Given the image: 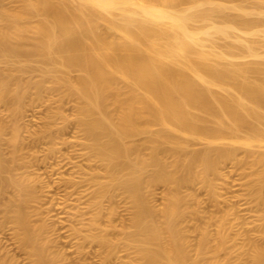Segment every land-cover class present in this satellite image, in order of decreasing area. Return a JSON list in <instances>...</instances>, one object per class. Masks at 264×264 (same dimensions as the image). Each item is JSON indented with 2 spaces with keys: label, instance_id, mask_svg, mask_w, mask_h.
I'll list each match as a JSON object with an SVG mask.
<instances>
[{
  "label": "bare ground",
  "instance_id": "bare-ground-1",
  "mask_svg": "<svg viewBox=\"0 0 264 264\" xmlns=\"http://www.w3.org/2000/svg\"><path fill=\"white\" fill-rule=\"evenodd\" d=\"M260 25L264 0H0V215L35 264L66 259L28 208L41 201L38 183L53 190L25 149L37 101L50 108L29 132L34 145L50 144L43 162L57 159V208L80 259L90 243L100 264L119 252L127 264H264Z\"/></svg>",
  "mask_w": 264,
  "mask_h": 264
},
{
  "label": "rangeland",
  "instance_id": "rangeland-1",
  "mask_svg": "<svg viewBox=\"0 0 264 264\" xmlns=\"http://www.w3.org/2000/svg\"><path fill=\"white\" fill-rule=\"evenodd\" d=\"M257 28H259V30H263L264 25H260ZM260 35L263 36L264 32H260ZM257 39H263V38H257ZM225 41H226L225 39L220 38L221 43H225ZM243 59L248 60V61H257L258 60V58L254 57V56H247V57H244ZM64 99L65 100L63 101V104L64 103L65 104H64V106L62 105V108L69 117H73L72 114H73V112H75L74 111L75 107L73 104L74 101L70 102V101H72L71 98H64ZM57 105L54 104L53 106H57ZM32 106H36L37 109L35 107H33V109H31L30 111L27 112L28 115L24 117V118H28L29 121L31 119L32 122L31 121L26 122V123H29L28 127L24 126L22 128L23 137L25 138V147H26L25 149L30 151L34 148V150H36V153L39 154L41 156V158H39L40 156L37 155L38 159L35 158V159H37V160L34 159L35 162H33V160H32V163H31L32 165H31L30 170L31 171L33 170L34 174L37 173L38 175H40V177L49 181L47 184H49L50 188L53 189L50 192H47L48 189L46 191V188L44 186H42L41 183H40L39 187H38L39 183L36 185V187H37L36 190L38 192L37 194L38 195L40 194L41 201L36 202V203L35 202L31 203L28 207L30 210L33 211V220L36 223H41L42 221H44L46 223L47 229H46L45 234L49 235V237L52 239V241L50 242L51 249L54 251H57V252H63L65 254L66 259L65 260L58 259L56 261V264H95V263L100 264L99 263L100 262V256L98 253L99 252V249H98L99 246L97 244H90V243L87 244L88 245L86 247V249H87L86 253L87 254L85 255V259H80V256L76 251V238H74V237L72 238V236L70 235V231H69L70 230L69 227H70V223H71L70 216L68 215L67 212H65V211L62 212L63 210L61 211L60 208L59 209L57 208V207H59V204H60L62 197H63V195H61V193L63 192V189H62L63 187H61V189L59 188L60 189L59 190L58 185H56V186H54V185L57 184L55 182H62V180L60 179L61 175H59L57 173H53L51 171V167H50V163H49V162H52V163H54V165H56L55 163H57V161H56L57 159L51 158L48 160L49 161L48 163L43 162L42 157H44L45 150L43 151L42 149L47 148L48 145H50V144H46L44 142V143H37V145H34L35 143H33L32 134L30 133L33 131V129L39 128V126L43 122L44 116L46 115L45 113L47 112V110L50 107H47V105H44V104H42V102H38V101L35 103H32L31 107ZM28 119H24V120L28 121ZM70 123H69L68 127L66 128V131H64V136H66L69 139H71L73 136L78 134L77 133L78 128L76 127L75 122H73L71 124ZM29 130H30V132H29ZM58 146L62 147L63 150H67V147H68L67 145H64V144H58ZM226 170L230 171V166H228L226 168ZM236 173L231 174L230 180H232L233 177L238 176ZM63 174H64V177H68L70 175V169L68 170V169L64 168ZM44 179H43V182H47V181H44ZM51 185H52V187H51ZM54 187H56L57 189H55ZM43 188H45V190ZM190 190L194 191V193L196 192V194H198L199 198H201L203 200L206 212L210 213V212L216 211L215 210L216 205H214V203L209 200L206 191L202 190L201 188L199 189L197 185L191 186ZM156 191L158 192L157 195L159 194V197L158 196L156 197V198H158V200L156 199L157 200L156 204H158L160 201H162L161 192L163 191V186H158ZM235 193L236 194H238V193L244 194L245 193L244 186L237 189L235 191ZM10 195H11V192L8 190L4 194V196L6 197L5 199L7 200ZM118 199H120V200H118L119 204L121 206L120 210L125 214L127 212V211H124L125 202L121 198H118ZM245 201H246V199L243 197V199H241L239 201V203L244 204ZM55 202L58 204H56ZM222 205L225 206V203H223ZM243 213H247V214H244L245 216H247V215L249 216L250 213L253 214V212H248V211L247 212L244 211ZM0 219L3 220V222H0V260L4 259V260L11 262L12 264H35V257L29 252L28 248L23 243V241L21 240V238L19 237V235L17 234V232L13 228L12 224L9 221L4 220L3 214L0 215ZM116 223L119 224L120 219H118L116 221ZM211 229L213 231H215V226H211ZM193 237L195 239L197 237V233H193ZM121 253L119 252V254L114 256V258L110 261V264H116L117 256H118V258H117L118 260H120L121 257L122 258L125 257V258H123L124 260L123 259L120 260V262L122 261L123 263L117 262V264H127L128 261H125L127 258H126V256H124V254L126 255V253L125 252H121ZM124 261L127 263H124ZM234 263L237 264V261H234Z\"/></svg>",
  "mask_w": 264,
  "mask_h": 264
}]
</instances>
